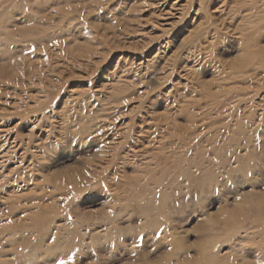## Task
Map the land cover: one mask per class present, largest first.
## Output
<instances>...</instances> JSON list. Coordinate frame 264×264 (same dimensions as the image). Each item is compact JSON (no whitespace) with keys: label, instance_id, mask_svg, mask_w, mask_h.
Listing matches in <instances>:
<instances>
[{"label":"rangeland","instance_id":"obj_1","mask_svg":"<svg viewBox=\"0 0 264 264\" xmlns=\"http://www.w3.org/2000/svg\"><path fill=\"white\" fill-rule=\"evenodd\" d=\"M0 35V264H264V0H0Z\"/></svg>","mask_w":264,"mask_h":264},{"label":"bare ground","instance_id":"obj_2","mask_svg":"<svg viewBox=\"0 0 264 264\" xmlns=\"http://www.w3.org/2000/svg\"><path fill=\"white\" fill-rule=\"evenodd\" d=\"M152 2H154V1H152ZM203 2V1H202ZM155 3V2H154ZM160 4V3H159ZM165 4V3H164ZM163 4V5H164ZM160 6V5H159ZM162 7V6H161ZM176 7V6H175ZM181 8V7H180ZM168 9H170V8H168ZM185 9L186 8H184V9H182V11H181V15H183V14H185ZM172 12V11H171ZM247 12V11H246ZM249 12V11H248ZM173 13V12H172ZM180 15V16H181ZM173 16V15H172ZM244 16H245V18H253L254 17V20H258V19H262V17H260L258 14H256V15H251L250 13H245L244 14ZM239 18H241V17H239ZM168 20H170L169 18H168ZM157 21H159V20H157ZM175 21V20H174ZM168 22V21H167ZM159 23V22H158ZM171 23H173V22H171ZM169 24H170V22H169ZM166 27V26H165ZM257 30L258 29V27H250V28H248L247 30L246 29H242V31L239 33V35H238V39H252V33H253V30ZM0 37H1V35H0ZM253 41V40H252ZM243 58H244V62H254V61H257V60H259V57H260V54L259 53H257L256 51H250V50H248V49H246V48H243ZM149 61V60H148ZM185 70H189V68L188 67H186V69ZM121 81V80H120ZM117 82L116 84H115V86L113 87L115 90H118V88L119 87H121L122 85H121V83H123V81L122 82ZM168 173V168H166L165 170H164V172H163V174H167ZM148 195H151V194H149L148 193ZM9 203V202H8ZM222 214H224V215H227V213H225L224 211H223V213ZM250 217V214L249 213H241L238 217H236V218H234V216H232V218L231 217H229V219H230V221H228L227 222V225L230 227V229H233V230H236V229H240V228H242V226H243V223H244V221H245V219H247V218H249ZM228 219V220H229ZM261 220H263L264 221V214H262V212H260V211H258L257 212V219L256 220H254L255 222H259V221H261ZM256 227V226H255ZM264 230V229H263ZM206 244H208V241L207 242H203L202 243V245H201V249L202 250H204V258L201 260V261H199V264H216L217 262H218V260H217V257H218V254L216 253V252H209V253H207L206 252V250H208V247L206 248Z\"/></svg>","mask_w":264,"mask_h":264},{"label":"snow or ice","instance_id":"obj_3","mask_svg":"<svg viewBox=\"0 0 264 264\" xmlns=\"http://www.w3.org/2000/svg\"><path fill=\"white\" fill-rule=\"evenodd\" d=\"M59 264H64V262L63 261H59Z\"/></svg>","mask_w":264,"mask_h":264}]
</instances>
